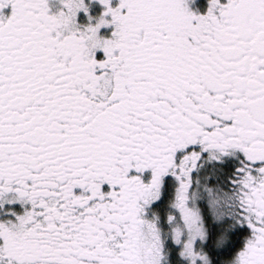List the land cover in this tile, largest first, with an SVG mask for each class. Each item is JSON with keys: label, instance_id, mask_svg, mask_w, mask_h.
<instances>
[{"label": "snow or ice", "instance_id": "snow-or-ice-1", "mask_svg": "<svg viewBox=\"0 0 264 264\" xmlns=\"http://www.w3.org/2000/svg\"><path fill=\"white\" fill-rule=\"evenodd\" d=\"M0 264H264V0H0Z\"/></svg>", "mask_w": 264, "mask_h": 264}]
</instances>
